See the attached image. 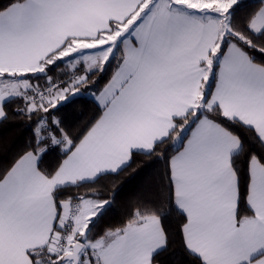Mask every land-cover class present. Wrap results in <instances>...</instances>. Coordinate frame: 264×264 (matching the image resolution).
I'll use <instances>...</instances> for the list:
<instances>
[{"label":"snow or ice","instance_id":"snow-or-ice-1","mask_svg":"<svg viewBox=\"0 0 264 264\" xmlns=\"http://www.w3.org/2000/svg\"><path fill=\"white\" fill-rule=\"evenodd\" d=\"M82 92L74 134L56 113ZM10 117L31 136L0 162V264H161L177 237L190 264H264V0H9ZM137 155L157 190L101 229Z\"/></svg>","mask_w":264,"mask_h":264},{"label":"trees","instance_id":"trees-1","mask_svg":"<svg viewBox=\"0 0 264 264\" xmlns=\"http://www.w3.org/2000/svg\"><path fill=\"white\" fill-rule=\"evenodd\" d=\"M9 0H0V8L6 6ZM254 0H244V8L250 7ZM106 73L104 78L97 84L101 87L108 78ZM92 91V90H90ZM98 114L96 103L88 92H82L80 96L60 107L59 115L63 118L69 131L74 134L84 126L89 120ZM24 118L16 117L9 119L4 125H0V162H10L12 156L17 152L31 136V128L20 122ZM57 153L51 152L45 158V164L54 163ZM163 161L155 160L145 155H137L132 165L115 177L116 182H120V187L116 194L115 202L105 212L101 220L97 221L98 226L118 227L127 218L129 206L140 195L152 197L157 190L159 176L163 171ZM111 180L112 178H106ZM104 182V181H102ZM84 187L78 191L83 192ZM73 191H77L73 189ZM105 198V197H101ZM170 219L171 227H175V216ZM161 264H190V257H186L180 245L179 238H175L169 245L167 252L160 256Z\"/></svg>","mask_w":264,"mask_h":264},{"label":"water","instance_id":"water-1","mask_svg":"<svg viewBox=\"0 0 264 264\" xmlns=\"http://www.w3.org/2000/svg\"><path fill=\"white\" fill-rule=\"evenodd\" d=\"M81 94H82V93H81ZM81 94H80V95H81ZM80 95H79V96H80ZM77 97H78V96H77ZM77 97L72 98V100L75 99V98H77ZM72 100H70V101H72ZM70 101L66 102L65 104L69 103Z\"/></svg>","mask_w":264,"mask_h":264}]
</instances>
